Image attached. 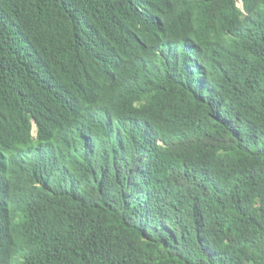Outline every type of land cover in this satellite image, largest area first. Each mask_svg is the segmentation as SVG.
Wrapping results in <instances>:
<instances>
[{"label": "trees", "instance_id": "1", "mask_svg": "<svg viewBox=\"0 0 264 264\" xmlns=\"http://www.w3.org/2000/svg\"><path fill=\"white\" fill-rule=\"evenodd\" d=\"M0 264H264V0H0Z\"/></svg>", "mask_w": 264, "mask_h": 264}]
</instances>
